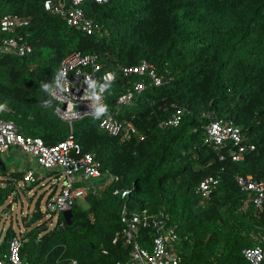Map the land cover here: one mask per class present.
I'll list each match as a JSON object with an SVG mask.
<instances>
[{"label": "trees", "instance_id": "obj_1", "mask_svg": "<svg viewBox=\"0 0 264 264\" xmlns=\"http://www.w3.org/2000/svg\"><path fill=\"white\" fill-rule=\"evenodd\" d=\"M83 8L102 31L88 34L70 27L45 9L44 0H0V17L12 13L29 19L18 33L33 46L26 56L0 53V118L13 120L20 133L48 145L67 139L70 126L55 113L57 103L49 93L55 73L72 51L100 54L116 79L100 112L73 123L81 148L76 156L94 152L118 179L77 200L71 224L57 210L46 219L49 212L40 195L35 211L23 216L24 234L18 235L12 224L3 237L0 232V259L8 258L10 242L19 236L24 263L124 264L130 258L120 234L127 201L138 210L168 214L169 223L177 225L181 264H250L243 249L253 246L252 234L264 228V205L259 211L243 209L250 193L241 190L236 176L264 178V0H86ZM7 35L0 33V43ZM142 60L169 80L149 84L119 109L117 116L144 136L122 139L99 124L126 87L144 78L125 77L121 66ZM177 109H183L181 123L162 127ZM205 113L234 121L255 149L242 161L220 159L219 149L205 142L210 119ZM4 164L0 207L18 201V186L32 166L12 170ZM209 175L220 176L221 184L202 199L196 190ZM115 189H129L130 195L123 199ZM152 233L149 227L140 234L147 248Z\"/></svg>", "mask_w": 264, "mask_h": 264}, {"label": "built area", "instance_id": "obj_2", "mask_svg": "<svg viewBox=\"0 0 264 264\" xmlns=\"http://www.w3.org/2000/svg\"><path fill=\"white\" fill-rule=\"evenodd\" d=\"M99 4L108 0H94ZM86 0H44L47 11L57 14L70 27H75L89 34L95 33L99 26L88 17L83 4ZM29 19L18 14H4L0 17V33L8 34L0 43V53L26 56L32 53L33 46L26 37L18 33V28L26 26ZM101 30V28H99ZM125 77L142 76V80L131 82L119 96L115 109H107L99 126L111 135L130 139L137 135L144 136L131 122H124L118 116L119 109L131 103L134 98L146 90L148 85H162L166 81L165 75L160 74L155 65L142 60L138 64H126L120 70ZM169 74V72H168ZM116 79V73L107 69L98 53H83L72 51L65 55L55 73L50 95L56 101L55 113L69 123L72 130L73 123L85 117H93L100 112L104 103V95L108 86ZM171 79V77H170ZM4 107L0 103V110ZM183 109L177 111L161 122L162 127L177 126L181 123ZM204 116L210 117L205 113ZM205 142L213 144L219 149L220 159L231 157L233 161H242L247 153L255 149V144L248 140L242 127L234 121L225 118H211L206 124ZM73 130L71 131V133ZM12 147L27 152L34 158L35 166L27 169L23 184H33L38 180V170H52L57 172L58 181L63 178V184L50 198L51 206L63 212L91 190L110 184L118 179L109 169H103L102 162L94 152H88L77 157L81 148L75 142L74 135L67 139L48 145L40 137H28L19 132L17 125L11 119L0 118V153L8 152ZM104 180V183H96ZM236 181L243 191L250 193L243 204L247 210L254 206L256 211L264 205V178H256L252 174L237 175ZM83 182V184H79ZM79 184V186H78ZM221 184V177L209 175L197 187V194L202 199H209ZM54 191V189H52ZM115 195L126 199L130 195L129 189H115ZM50 216V214H48ZM169 216L164 212L149 213L147 209L138 210L129 206L125 201L121 210L122 230L120 232L130 258L124 264H181L176 244L179 239L177 225L169 223ZM152 227L151 248L142 245L140 234L143 229ZM256 243L243 249L244 257L250 264H264V228L253 233ZM118 237L114 239L116 242ZM22 242L19 236L10 242V252L7 259H0V264H28L21 259ZM77 264V261H73ZM117 264H121L118 262Z\"/></svg>", "mask_w": 264, "mask_h": 264}, {"label": "rangeland", "instance_id": "obj_3", "mask_svg": "<svg viewBox=\"0 0 264 264\" xmlns=\"http://www.w3.org/2000/svg\"><path fill=\"white\" fill-rule=\"evenodd\" d=\"M2 160L4 163L6 162L8 165L11 166L12 170L15 169L16 166H19L18 169H23L22 167L27 164L32 165L34 163V158L30 156L27 152L21 151L17 147H13L10 149L9 152H5L1 154ZM15 165V167H14ZM23 165V166H22ZM57 173V172H56ZM53 176L50 180L47 182H44L43 184L29 186L24 185L23 182L19 184L18 188L21 189L18 193L19 198L18 201H7L6 207L8 204H11L10 209H6L4 207H0V232L2 233V237L5 235L6 229L9 227L10 224H12L17 231L18 235L21 236V234L28 229L25 226V222L23 220V216H29L35 211V204L40 195L43 194V200L42 205L43 209L48 211L49 214L52 213V211H56L55 206H51L46 204V199L48 197L49 191L52 190L53 185L52 179H56L55 183L58 184L59 187L63 184V178L58 181L57 175L55 174H47L45 177ZM44 179H41L43 181ZM32 185V184H31ZM32 190V191H31ZM80 201H83V198H80ZM48 215L46 219H48ZM53 221V220H52ZM54 226V221L52 224L49 225V227ZM179 241L176 244L177 249L181 250V247L179 246Z\"/></svg>", "mask_w": 264, "mask_h": 264}, {"label": "crops", "instance_id": "obj_4", "mask_svg": "<svg viewBox=\"0 0 264 264\" xmlns=\"http://www.w3.org/2000/svg\"><path fill=\"white\" fill-rule=\"evenodd\" d=\"M10 151V150H9ZM8 151V152H9ZM1 154H3V153H1ZM2 158V157H1ZM14 164V163H13ZM13 164L11 165V166H13ZM35 161H34V163L32 164L33 166H35ZM23 166V165H22ZM30 166V164H27L26 166L24 165L22 168H24L25 167V169H26V167H29ZM14 167H15V165H14ZM16 168V167H15ZM38 172H39V177H38V180L40 181L37 185H39V184H43L44 182H47L48 180H50L53 176H50V177H45L47 174H55V175H57L56 173H55V171H52V170H45V169H43V170H38ZM58 176V175H57ZM41 179H44L43 181H41ZM37 180V181H38ZM55 181H56V179H52V184H54L53 185V188L52 189H55V185H57V189L59 188V186H58V184L57 183H55ZM22 183V182H21ZM24 185H29V184H25L24 183ZM30 186V185H29ZM20 190V189H19ZM32 191V190H31ZM53 190H50L49 191V194L52 192ZM48 194V195H49Z\"/></svg>", "mask_w": 264, "mask_h": 264}, {"label": "water", "instance_id": "obj_5", "mask_svg": "<svg viewBox=\"0 0 264 264\" xmlns=\"http://www.w3.org/2000/svg\"><path fill=\"white\" fill-rule=\"evenodd\" d=\"M0 165H3V166L5 167L4 161H3L2 158H1V154H0ZM63 215H64V217H65V220H66L69 224H71L72 221H73V210H72V208L63 211Z\"/></svg>", "mask_w": 264, "mask_h": 264}, {"label": "clouds", "instance_id": "obj_6", "mask_svg": "<svg viewBox=\"0 0 264 264\" xmlns=\"http://www.w3.org/2000/svg\"><path fill=\"white\" fill-rule=\"evenodd\" d=\"M88 17H89V16H88ZM95 23H96V21H95ZM98 26H99V25H98ZM99 28H100V27H99ZM99 28H98L97 30H99ZM81 31H82V30H81ZM101 31H102V30H101ZM84 32H85V31H84ZM86 33H87V32H86ZM95 33H97V31H96ZM88 34H89V33H88ZM92 34H94V33H92ZM153 65H154V64H153ZM77 121H78V120H77ZM75 122H76V121H75ZM67 123H68V122H67ZM68 124H69V123H68ZM69 126H70V125H69ZM70 129H71V128H70ZM72 130H73V126H72ZM72 130H71V131H72ZM72 134H73V132H72ZM75 142H76V141H75ZM0 154H1V153H0ZM50 194H51V193H50ZM50 194H49V195H50ZM49 195H48V196H49ZM82 198H84V197H82ZM79 200H80V199H79Z\"/></svg>", "mask_w": 264, "mask_h": 264}]
</instances>
